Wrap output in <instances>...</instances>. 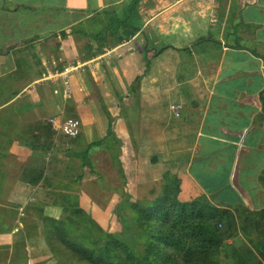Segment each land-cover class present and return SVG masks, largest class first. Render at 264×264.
Returning a JSON list of instances; mask_svg holds the SVG:
<instances>
[{
  "label": "crops",
  "instance_id": "0c3cea01",
  "mask_svg": "<svg viewBox=\"0 0 264 264\" xmlns=\"http://www.w3.org/2000/svg\"><path fill=\"white\" fill-rule=\"evenodd\" d=\"M132 1L0 0V264H58L44 222L62 218L60 196L76 202L68 187L84 171L99 176V161L124 190L159 186L163 174L143 165L160 166L168 119L178 200L234 215L223 264H264V221L258 236L259 218L248 230L244 220L264 213V0H137V31L115 43L112 31L129 28L110 31L109 19H125ZM162 96L181 104L179 118L163 114ZM68 118L79 134L41 149L42 127Z\"/></svg>",
  "mask_w": 264,
  "mask_h": 264
},
{
  "label": "trees",
  "instance_id": "16d2710c",
  "mask_svg": "<svg viewBox=\"0 0 264 264\" xmlns=\"http://www.w3.org/2000/svg\"><path fill=\"white\" fill-rule=\"evenodd\" d=\"M136 3L137 0H133L129 5L125 19L115 15L110 17L112 24H108V30L111 31L113 24L118 28L122 25L129 28L120 36L112 31L115 43L127 40L137 31L129 22ZM42 131L48 132L50 137L54 133L50 125L42 127ZM168 176L163 175L161 193L150 207L130 206L132 212H137L136 219H131L132 225L146 238L142 254H136L111 236L100 240V231L92 229L95 222L87 220L88 216L69 196H60L66 205L62 209V218L44 222L45 240L51 252L61 258L65 255L66 264H218L220 247L232 232H224L218 226L222 221L233 220V214L202 198L189 203L180 202L179 181L173 179L171 182ZM41 178L40 174L27 182L37 185ZM46 182L48 180L44 178L45 185ZM79 217L82 218L80 221ZM250 217L259 218L260 224L255 225V232L262 235L264 213L245 212L244 220L248 225ZM231 222L233 225L234 220Z\"/></svg>",
  "mask_w": 264,
  "mask_h": 264
},
{
  "label": "rangeland",
  "instance_id": "374dc122",
  "mask_svg": "<svg viewBox=\"0 0 264 264\" xmlns=\"http://www.w3.org/2000/svg\"><path fill=\"white\" fill-rule=\"evenodd\" d=\"M173 83L174 82L169 80V77H167L166 79H162V82H161L162 90L166 91L167 90L166 88H168V86H170ZM172 104L174 103H171V100H169L168 96H162V104H161L162 112L163 114H166L165 115L166 117H168L166 108L169 111V106ZM169 113L171 114L170 111ZM182 119L177 121V124L175 123L176 121H174V124L172 123L173 130L174 131L176 130L178 133L183 130V128H181L182 124L180 123ZM54 121L57 122L56 120ZM168 122H169V119L164 124L168 125ZM49 124L50 123H48V125ZM164 124H163L162 132L160 135L161 136L160 148L162 150V156H157L159 157L157 160V163L160 166L155 172L150 171L152 169L151 168L149 169V167H146L145 165H143V167L145 168L144 171L147 175L154 174L157 176L159 174L160 175L168 174L169 175L168 179L171 180L172 182L173 179H177V177L175 173L172 174L168 172L170 171V166L168 164L170 159H169L168 150H167L168 144L166 143L168 142V138L170 136V130L164 129L165 127ZM60 136L62 135L58 133L57 129L55 128L52 136L51 137L49 136L50 140L47 142L48 145L42 146L41 149H43L44 151H50V149H53L54 145H56L54 143V137H57L56 139H59ZM143 153L145 154L146 152L143 151ZM138 157L141 159L140 161H143L147 158V156H138ZM97 167L99 168L97 169V173L99 176H97V174L96 175L91 174L92 172L84 171L82 172V175L78 177L77 179H80V180L82 179L86 182L84 184H81V183L79 184V182L75 181L73 182L74 184L73 186L68 187L72 189L71 192L75 191V194L72 195V197L76 200V205H78V207L82 209L85 212V214L88 216L86 218L87 220H93V222H95L96 226L92 225L93 227L92 229L95 231H100V240L104 239L105 237L111 236L112 238L127 245L136 254H142L144 251V247L146 246V238L145 236H142L135 231L132 225L131 219L133 220L136 219L137 212L136 211L132 212L131 211L132 207L130 206L135 204L136 206L139 205V208L150 207L155 202L156 197H158L161 193V190L163 187V176H162V180L159 186H156L154 188L150 186H143V187H136L135 189L134 185H131L128 190L127 189L124 190L123 186L125 183H123L120 178L116 177L117 170H114L116 169L115 166L109 167L105 162L102 163V161H99V163L96 165V168ZM73 171L75 172L74 173L75 175L72 172H70V175L74 177L76 176V171L75 170ZM84 174H87V176H84ZM96 178H99V182L100 181L103 182L102 186L96 185L97 183ZM95 186L97 187L95 188ZM180 190H181V185L179 182V185H178L179 193H180ZM232 217L234 219V215H232ZM78 219L80 221V219L82 218L79 217ZM231 221L233 220L230 219L227 222L222 221V223L218 226V228L227 233L232 230L231 236L233 237V235L237 232H236V226L234 222H233V225H231L232 223ZM251 227H252L251 225H248L247 230ZM257 235L259 236L258 233ZM246 238L248 239V237ZM226 241L227 239L222 243L220 247L218 264H223V261H224L223 253H225L224 251H226V247H225ZM254 243L251 245L255 246ZM84 244L86 243L84 242ZM63 256L64 258H61L60 256L56 257L58 260L57 261L58 264H66L65 255Z\"/></svg>",
  "mask_w": 264,
  "mask_h": 264
},
{
  "label": "built area",
  "instance_id": "2783aa9c",
  "mask_svg": "<svg viewBox=\"0 0 264 264\" xmlns=\"http://www.w3.org/2000/svg\"><path fill=\"white\" fill-rule=\"evenodd\" d=\"M73 70H75V68L73 66H69L59 75L64 78L68 72ZM169 111L171 112V115L174 118H179L180 113L182 111V106L180 104H172L169 106ZM49 123L51 125H54L58 133H60L62 136L66 138H74L80 132V123L76 119L68 118L62 120L61 122H55L54 120H49Z\"/></svg>",
  "mask_w": 264,
  "mask_h": 264
}]
</instances>
